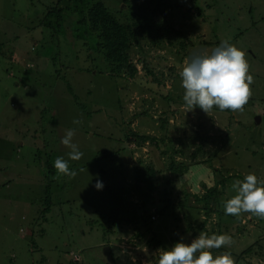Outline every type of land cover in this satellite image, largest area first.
Wrapping results in <instances>:
<instances>
[{"label": "rangeland", "instance_id": "obj_1", "mask_svg": "<svg viewBox=\"0 0 264 264\" xmlns=\"http://www.w3.org/2000/svg\"><path fill=\"white\" fill-rule=\"evenodd\" d=\"M57 1L0 0V264H73L74 256L80 264H133V257L152 264L162 248L154 237L170 248L202 231L232 237L214 255L264 264V219L223 210L236 180L249 173L264 180V0H103L122 21L141 16L151 24L130 50L132 78L111 76L97 36L76 31L77 13L57 34L35 28ZM217 41L246 53L251 98L242 112L189 111L183 62ZM67 129H75L78 161L61 143ZM132 132L158 137L162 149L139 148ZM61 156L75 177L57 178ZM140 160L158 173L146 205L135 183ZM171 160L188 171L173 174ZM223 180L207 216L196 198ZM49 186L53 208L44 220Z\"/></svg>", "mask_w": 264, "mask_h": 264}, {"label": "clouds", "instance_id": "obj_2", "mask_svg": "<svg viewBox=\"0 0 264 264\" xmlns=\"http://www.w3.org/2000/svg\"><path fill=\"white\" fill-rule=\"evenodd\" d=\"M249 63L246 53L236 45L227 41L211 52L198 50L184 60L179 75L184 89L183 101L189 111L196 107L209 114L214 107L220 111L233 112L244 110L252 95L254 77L249 74ZM80 124L82 121L74 120ZM75 129H67L61 143L68 147L70 160L78 161L83 156L77 144L73 143ZM57 178L60 175L75 177L76 171L70 170L69 163L64 157L54 161ZM82 171V170H81ZM95 187L103 188L102 181H97ZM232 188L236 192L223 204L225 215L239 218L242 213L264 219V180L258 179L254 173L236 180ZM232 243L228 234H212L200 232L191 243L176 242L170 248H160L157 264H236L228 251L219 254L212 249H220ZM133 264L135 258L133 257Z\"/></svg>", "mask_w": 264, "mask_h": 264}, {"label": "trees", "instance_id": "obj_3", "mask_svg": "<svg viewBox=\"0 0 264 264\" xmlns=\"http://www.w3.org/2000/svg\"><path fill=\"white\" fill-rule=\"evenodd\" d=\"M66 0H58L52 8H49L44 15L43 19L35 26V28L44 27L53 30L54 34L63 26L67 14L77 13V29H84L85 34H95L98 38L96 48L100 54L111 64V76L120 77L127 73L131 78L136 76L138 69L131 59L130 50L133 43L138 44L140 36L147 32L151 27L147 18L139 17L135 21H122L115 14H113L109 7L103 0H69L71 6L61 7ZM221 42L217 41L214 48L220 46ZM182 45V44H181ZM207 45H214L209 43ZM91 72V71H89ZM70 86V85H69ZM71 89V88H70ZM163 127V125H162ZM164 128V127H163ZM128 137L130 142H136L139 148L145 144H154L160 150L163 143L161 139L150 134H142L132 132ZM135 140V141H134ZM166 154L165 151L162 152ZM176 153V152H175ZM201 151L197 150L193 155L194 158L200 154ZM169 171L175 175H182L188 171V167H183L181 164L171 160ZM135 183L138 193L144 201V205L152 200V193L157 191V185L153 179H157V170L152 165L145 164L140 160L139 165L134 169ZM221 186V190L219 187ZM227 181L223 180L216 184L213 188H206L207 192L202 198H196L197 202L203 204V210H206L207 216L213 212L211 202H216L222 193L226 190ZM49 189L46 190V197L44 199V207L42 215L44 220L53 208V200ZM147 190V191H146ZM170 206V203H169ZM166 209V208H165ZM154 237L152 244L165 248L161 241ZM251 248L241 254L238 259L242 260L245 254L250 253ZM158 256L152 260V264H157ZM242 262V261H241ZM78 256L73 257V264H80Z\"/></svg>", "mask_w": 264, "mask_h": 264}, {"label": "water", "instance_id": "obj_4", "mask_svg": "<svg viewBox=\"0 0 264 264\" xmlns=\"http://www.w3.org/2000/svg\"><path fill=\"white\" fill-rule=\"evenodd\" d=\"M259 122H260V118L257 117V118H256V123L259 124Z\"/></svg>", "mask_w": 264, "mask_h": 264}]
</instances>
